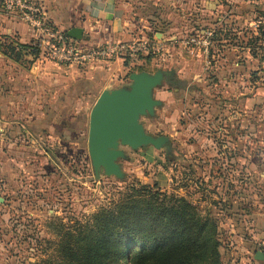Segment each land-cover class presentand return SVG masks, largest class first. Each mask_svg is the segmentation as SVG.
I'll list each match as a JSON object with an SVG mask.
<instances>
[{
    "label": "rangeland",
    "instance_id": "rangeland-1",
    "mask_svg": "<svg viewBox=\"0 0 264 264\" xmlns=\"http://www.w3.org/2000/svg\"><path fill=\"white\" fill-rule=\"evenodd\" d=\"M217 1L226 45L234 44L238 50L227 54L239 56L242 74L250 79L243 77L235 86L241 92L238 96L215 92V107L209 111L201 105L206 99L197 94V105L190 113L183 70L184 40L191 33L186 31L190 4L127 0L125 13L136 37L160 41L163 50L135 62L121 78L130 83L132 72H165L152 90L159 103L139 121L148 134L163 136L166 142L160 148L120 146L124 152L117 159L120 177L106 174L103 168L95 170L89 156V113L100 94V87L85 74L89 67L80 65L84 74L64 81L67 85L56 90L40 77L47 69L32 67L30 59L0 61V264H60L63 232L74 233L78 223L86 222L136 180L156 183L162 191L188 199L201 214L215 218L226 261L232 256L229 243L235 233L241 238L257 234L264 241V64L257 58L251 67L253 61L248 64L244 54L246 43L253 40V50L264 55V39H255L264 32V0ZM202 27L215 30L212 24ZM84 40L80 41L87 44ZM175 52L182 62L178 71L168 60ZM171 71L178 81L173 92L168 84ZM231 86L221 83L215 90L230 91ZM208 112L207 122L203 116ZM206 123L209 131L202 128ZM259 243L262 248L264 243Z\"/></svg>",
    "mask_w": 264,
    "mask_h": 264
},
{
    "label": "crops",
    "instance_id": "crops-1",
    "mask_svg": "<svg viewBox=\"0 0 264 264\" xmlns=\"http://www.w3.org/2000/svg\"><path fill=\"white\" fill-rule=\"evenodd\" d=\"M44 4L46 8L47 18L55 29L60 31H67L71 27L77 26L83 28L89 34H85L87 38L84 40L88 45H99L111 41H127L130 42L137 39V34L131 28V23L127 19L125 11H127V0H38ZM175 1V0H174ZM190 4L191 12L188 13V21L186 23V31L192 32L193 30L202 31L204 24H212L215 26L213 35V45L207 55L199 52V50H194L189 52L185 46L186 58L183 65L185 84H184V95L190 101V113L193 112L194 106L197 105V94H199L204 100L202 101V106L207 107V111L215 107L213 96L215 92L220 95L225 96L226 94H232L233 96H238L241 94L239 89L236 88L240 80L247 78L245 73H243V63L239 60V56L228 55L227 52L231 50L238 54V50L234 44L229 48L226 43L224 36V28L221 26L222 10L221 4L217 0H186ZM255 1V0H253ZM257 2V0L255 1ZM194 9H198V12ZM194 12V14H193ZM214 16V19H211ZM197 20V21H196ZM214 20V21H213ZM200 21V24H198ZM213 21V22H211ZM219 25V26H218ZM259 27V26H258ZM263 29V28H262ZM188 34V33H187ZM10 42L13 44H32L34 41V34L28 24L21 21L14 14L4 13L1 8L0 0V45L2 42ZM244 54L247 55L248 64L253 61V64L249 66L253 67L255 64L254 60L259 58L261 60V65L264 64V57L261 58L252 55L247 48H244ZM2 47L0 46V61L2 59L10 60L14 63L25 62V58L30 59L29 65L32 67L43 66L47 69L43 72L40 77L44 79L47 86L54 87V89H59L65 87L64 81L74 79L84 74L80 71V65H67L68 68L64 67L62 63L55 60L49 59L40 52L36 54L26 53L22 55L19 60H14L12 58L6 57L2 52ZM171 56V55H170ZM200 57V58H198ZM172 62V67L174 71H178L181 66L180 55L175 52L172 56L168 58ZM255 60V61H256ZM138 63L126 64L121 59H111L101 65H97L93 68L86 69L85 74L88 77L93 78L94 85L100 87V92L103 89L112 86V88L125 86L127 80L121 78L123 74L134 68ZM79 68V69H78ZM181 69V68H180ZM66 71H71L67 74ZM149 72V71H147ZM173 71L169 72L168 84L170 85L169 90L171 92L177 91L178 87H174L178 81L173 78ZM256 75V74H255ZM120 77V79H119ZM118 78V79H117ZM77 81V80H76ZM74 81V82H76ZM124 83V85L115 86L114 83ZM181 83V82H180ZM227 84L232 87V90L225 89L224 91L215 90L219 84ZM214 86V87H213ZM215 90V91H214ZM50 95L51 92L47 91ZM1 99V96H0ZM203 107V108H204ZM0 106V114H1ZM209 112L204 114L203 120L209 121ZM192 123L196 125V122ZM202 123V122H201ZM202 128L209 131V125L203 124ZM36 128H32L35 130ZM145 159V158H144ZM152 163L154 161H151ZM160 166V165H158ZM207 181V186L209 183V177L205 179ZM218 189V187H217ZM230 245L232 248L230 260L226 261L225 257L222 256V261L224 264H264V260H256L254 258L256 251L260 250V241H263L262 236L252 235L250 238L230 236ZM224 243V242H222Z\"/></svg>",
    "mask_w": 264,
    "mask_h": 264
},
{
    "label": "trees",
    "instance_id": "trees-1",
    "mask_svg": "<svg viewBox=\"0 0 264 264\" xmlns=\"http://www.w3.org/2000/svg\"><path fill=\"white\" fill-rule=\"evenodd\" d=\"M255 39H264V32ZM251 42L246 46L258 56ZM0 46L1 52L14 60L26 53H39L33 43L5 41ZM218 229L215 218L201 214L188 199L168 194L156 183L136 180L86 222L78 223L74 233L63 232L60 264H127L128 260L134 264H222Z\"/></svg>",
    "mask_w": 264,
    "mask_h": 264
},
{
    "label": "water",
    "instance_id": "water-1",
    "mask_svg": "<svg viewBox=\"0 0 264 264\" xmlns=\"http://www.w3.org/2000/svg\"><path fill=\"white\" fill-rule=\"evenodd\" d=\"M66 34L76 40L87 38L83 28L77 26L68 29ZM164 75L162 70L132 72L128 86L100 92L89 113L87 134L88 152L95 170L103 168L106 174L120 177L122 171L117 159L124 154L120 146L160 148L166 142L163 136L148 134L139 121L141 115L151 113L159 103L152 90L162 82ZM254 258L264 260V253L258 250Z\"/></svg>",
    "mask_w": 264,
    "mask_h": 264
},
{
    "label": "built area",
    "instance_id": "built-area-1",
    "mask_svg": "<svg viewBox=\"0 0 264 264\" xmlns=\"http://www.w3.org/2000/svg\"><path fill=\"white\" fill-rule=\"evenodd\" d=\"M38 0H1L4 13L14 14L31 28L41 55L66 65H83L89 68L111 59H121L126 64L141 60L144 56L158 54L163 50L162 42L147 38L127 41H111L99 45H87L80 40L66 37L55 29L47 18L46 8ZM214 30L188 33L184 46L189 52L199 50L207 55L213 45ZM162 53V52H161ZM264 253V246L260 249Z\"/></svg>",
    "mask_w": 264,
    "mask_h": 264
}]
</instances>
